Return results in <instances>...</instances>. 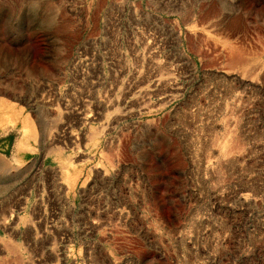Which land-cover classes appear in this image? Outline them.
Here are the masks:
<instances>
[{
    "label": "rangeland",
    "instance_id": "1",
    "mask_svg": "<svg viewBox=\"0 0 264 264\" xmlns=\"http://www.w3.org/2000/svg\"><path fill=\"white\" fill-rule=\"evenodd\" d=\"M0 264H264V0H0Z\"/></svg>",
    "mask_w": 264,
    "mask_h": 264
}]
</instances>
